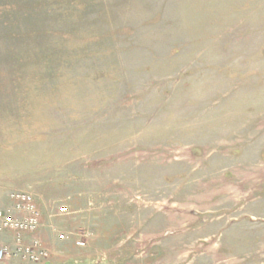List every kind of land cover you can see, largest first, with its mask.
<instances>
[{
    "label": "rangeland",
    "instance_id": "374dc122",
    "mask_svg": "<svg viewBox=\"0 0 264 264\" xmlns=\"http://www.w3.org/2000/svg\"><path fill=\"white\" fill-rule=\"evenodd\" d=\"M13 191L47 264H264V0H0Z\"/></svg>",
    "mask_w": 264,
    "mask_h": 264
},
{
    "label": "built area",
    "instance_id": "2783aa9c",
    "mask_svg": "<svg viewBox=\"0 0 264 264\" xmlns=\"http://www.w3.org/2000/svg\"><path fill=\"white\" fill-rule=\"evenodd\" d=\"M7 204L0 208V234L9 239L0 246V262L17 260L22 264H46L50 252L38 238L42 215L31 193L13 191L7 194ZM58 214H69L67 207L58 208ZM52 231H55L52 229ZM60 240H67L63 235ZM83 247V242H77Z\"/></svg>",
    "mask_w": 264,
    "mask_h": 264
},
{
    "label": "crops",
    "instance_id": "0c3cea01",
    "mask_svg": "<svg viewBox=\"0 0 264 264\" xmlns=\"http://www.w3.org/2000/svg\"><path fill=\"white\" fill-rule=\"evenodd\" d=\"M6 197H7V195H6ZM5 203L7 204V199H6V198L4 199V206L6 205ZM36 203H37L38 206H40V204H38V202H36ZM2 207H3V206H2ZM2 207H1V208H2ZM56 220H58V219H56ZM43 228H44V225H43ZM40 233H42V229L40 230V232L37 233V236H39ZM40 236H41V235H40ZM6 239L8 240V239H9V236H8V235H3V240H6ZM46 264H47V263H46Z\"/></svg>",
    "mask_w": 264,
    "mask_h": 264
}]
</instances>
